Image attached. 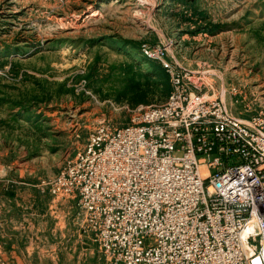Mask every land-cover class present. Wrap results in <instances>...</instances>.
I'll return each instance as SVG.
<instances>
[{"label":"rangeland","instance_id":"1","mask_svg":"<svg viewBox=\"0 0 264 264\" xmlns=\"http://www.w3.org/2000/svg\"><path fill=\"white\" fill-rule=\"evenodd\" d=\"M142 45L239 120L264 111V0H0V264L106 263L74 200L41 183L96 126L164 102Z\"/></svg>","mask_w":264,"mask_h":264},{"label":"built area","instance_id":"2","mask_svg":"<svg viewBox=\"0 0 264 264\" xmlns=\"http://www.w3.org/2000/svg\"><path fill=\"white\" fill-rule=\"evenodd\" d=\"M141 53L168 76L164 102L96 126L41 186L76 199L105 264H264V111L241 121L162 47Z\"/></svg>","mask_w":264,"mask_h":264},{"label":"bare ground","instance_id":"3","mask_svg":"<svg viewBox=\"0 0 264 264\" xmlns=\"http://www.w3.org/2000/svg\"><path fill=\"white\" fill-rule=\"evenodd\" d=\"M262 258L264 259V243H263V248H262ZM253 264H262L261 258L257 257L253 260Z\"/></svg>","mask_w":264,"mask_h":264},{"label":"crops","instance_id":"4","mask_svg":"<svg viewBox=\"0 0 264 264\" xmlns=\"http://www.w3.org/2000/svg\"><path fill=\"white\" fill-rule=\"evenodd\" d=\"M47 193H48V192H47ZM48 195H49V194H48ZM49 196H50V195H49ZM50 197H51V196H50ZM51 198H52V197H51ZM52 199H53V198H52ZM70 199H73V198H70ZM53 200H55V199H53ZM73 200H74V203H75V206H76V199H73ZM76 208H77V206H76ZM16 260H18V258H16L15 261H16Z\"/></svg>","mask_w":264,"mask_h":264},{"label":"trees","instance_id":"5","mask_svg":"<svg viewBox=\"0 0 264 264\" xmlns=\"http://www.w3.org/2000/svg\"><path fill=\"white\" fill-rule=\"evenodd\" d=\"M161 67V66H160ZM168 78V77H167ZM169 84V83H168ZM169 93V92H168Z\"/></svg>","mask_w":264,"mask_h":264}]
</instances>
